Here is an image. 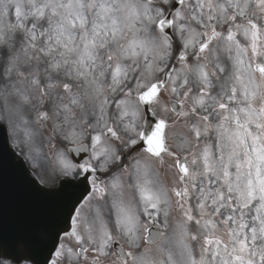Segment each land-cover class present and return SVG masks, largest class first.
Returning a JSON list of instances; mask_svg holds the SVG:
<instances>
[{
  "label": "snow or ice",
  "instance_id": "6c2138e0",
  "mask_svg": "<svg viewBox=\"0 0 264 264\" xmlns=\"http://www.w3.org/2000/svg\"><path fill=\"white\" fill-rule=\"evenodd\" d=\"M4 121L58 177L10 229L0 176V245L40 264H264V0H0ZM129 152L131 182H101Z\"/></svg>",
  "mask_w": 264,
  "mask_h": 264
},
{
  "label": "water",
  "instance_id": "95a60500",
  "mask_svg": "<svg viewBox=\"0 0 264 264\" xmlns=\"http://www.w3.org/2000/svg\"><path fill=\"white\" fill-rule=\"evenodd\" d=\"M12 158L2 129L0 130V176L3 177L5 186L6 213L10 229L19 201L27 200L39 203L48 198L45 195L46 190L45 192L40 191L41 189L27 175L21 162H16ZM4 249V244L0 245V252Z\"/></svg>",
  "mask_w": 264,
  "mask_h": 264
},
{
  "label": "rangeland",
  "instance_id": "374dc122",
  "mask_svg": "<svg viewBox=\"0 0 264 264\" xmlns=\"http://www.w3.org/2000/svg\"><path fill=\"white\" fill-rule=\"evenodd\" d=\"M14 139L17 140L16 137ZM22 145L27 150L28 157H29L30 162L32 163V166H33L32 167L33 171L39 176L41 182H43L46 185L52 186L51 184L56 180V178L58 177V174H55L53 176L52 180L50 179V177H48L46 175V172H48V171H46V168L43 167L42 162L45 160L44 155L48 153L47 147L45 145L39 143V142H37L36 144L32 145L31 147L26 146L23 143H22ZM20 148L22 149V147H20ZM45 148L47 150V153L45 152ZM48 160H49L50 165H51V161L49 159V156H48ZM116 177H119V179L122 181V176L121 175H118ZM0 264H3V263L0 262Z\"/></svg>",
  "mask_w": 264,
  "mask_h": 264
}]
</instances>
